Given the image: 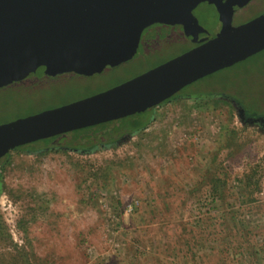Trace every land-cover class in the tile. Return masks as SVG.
<instances>
[{
	"label": "rangeland",
	"instance_id": "374dc122",
	"mask_svg": "<svg viewBox=\"0 0 264 264\" xmlns=\"http://www.w3.org/2000/svg\"><path fill=\"white\" fill-rule=\"evenodd\" d=\"M263 12L264 0H251L237 13L213 21L208 32L198 37L197 44ZM196 15L199 21L203 18L200 12ZM166 58H152L148 66ZM146 66L130 65L119 75L105 77L66 98L100 91L136 75ZM220 90L242 98L244 106L263 110L264 47L185 88L186 93ZM62 100L55 98L44 106ZM5 102L8 109L0 114V119L13 118L18 113L15 104L20 101L7 98ZM224 103L218 99L179 98L157 110L146 132L91 151L13 153V163L2 170L0 178V214L13 243L19 247L26 244L44 264H169L171 256L167 255L171 250L174 255L184 248L185 233L180 222L193 225L196 216L193 189L212 166L211 160L228 154L225 137L236 136L242 147L238 158L222 163L234 177L245 170L247 163L264 155L261 121L243 119L237 106ZM30 110L38 108L25 107L21 112ZM124 122L128 125V121ZM74 136L90 135L68 132L57 142L67 143ZM242 136L247 139L241 140ZM184 203L191 213H181ZM258 209L261 215L264 194ZM21 217L26 224L25 239L17 228ZM258 218L260 221L254 219L253 224L264 225V216ZM194 245L191 239L190 246ZM200 264L214 262L202 256Z\"/></svg>",
	"mask_w": 264,
	"mask_h": 264
},
{
	"label": "water",
	"instance_id": "95a60500",
	"mask_svg": "<svg viewBox=\"0 0 264 264\" xmlns=\"http://www.w3.org/2000/svg\"><path fill=\"white\" fill-rule=\"evenodd\" d=\"M190 3L0 0V86L33 73H90L122 61L134 52L141 29L170 10L167 4L178 8ZM263 47L264 13L108 91L0 125V158L21 145L156 106Z\"/></svg>",
	"mask_w": 264,
	"mask_h": 264
},
{
	"label": "trees",
	"instance_id": "16d2710c",
	"mask_svg": "<svg viewBox=\"0 0 264 264\" xmlns=\"http://www.w3.org/2000/svg\"><path fill=\"white\" fill-rule=\"evenodd\" d=\"M229 66L215 71L196 82L206 80V78L227 69ZM199 93L210 94L218 98L219 96L228 97L226 100L216 99L226 103L231 100L244 114L252 119L264 118V109L259 111L258 109L254 110L244 106L242 98L231 97L224 90ZM115 122L117 121L104 122L74 130L72 132L75 134L89 133L90 136H74L71 141L64 144H58L57 139L66 133L13 148L0 158V178L2 170L13 163L12 154L16 152L28 151L30 153L45 154L48 151L53 153L66 152L68 150L91 151L99 145L112 144L123 136L98 135ZM235 137H225L226 144L224 147L228 150V154L223 157L216 155L211 160L210 164L212 166L205 170L202 182L193 189L191 194L192 197H195L193 204L196 208V216L194 217V222H192L193 225L187 222H180V226L183 227L182 232L185 233L183 237L184 248L179 251L180 254L174 253V255H171L173 252L171 250V253L167 255L168 258L171 256L169 264H200L202 256L209 258L214 264L263 263L264 225H254L253 222H255L254 219L259 222L258 217L264 216V211H262L263 215H260V210L258 209L260 196L264 194V155L255 158L253 162L247 163L245 170L239 176H232L231 171L225 170V166L222 163L224 160L228 161L238 158L236 155L241 152L242 147L238 146ZM243 138L247 139L246 136H242L240 139L243 140ZM232 182H235V184H232ZM115 203V206L120 204L119 201ZM113 208L115 210L114 204ZM187 208L188 205L184 203L181 213H191V210L187 211ZM181 215L183 216V214ZM19 219L22 220L17 221V228L25 239L27 237L25 219L23 217ZM187 227H190V229H187ZM260 234L262 237L261 244V241H259L261 239ZM191 239H194L195 243L193 248L190 246ZM35 258V254L27 249L26 244L19 247L13 243L8 228L0 214V264H44L40 262L38 257L36 260Z\"/></svg>",
	"mask_w": 264,
	"mask_h": 264
},
{
	"label": "flooded vegetation",
	"instance_id": "af4514ba",
	"mask_svg": "<svg viewBox=\"0 0 264 264\" xmlns=\"http://www.w3.org/2000/svg\"><path fill=\"white\" fill-rule=\"evenodd\" d=\"M163 1L166 2L167 0H163ZM250 1L251 0H244L243 3H241L238 6L236 4L239 2V0H191L190 4L179 6L178 8L167 4V8H170V10L165 11L158 20L153 21L148 25H145L141 29L134 52L128 58L122 61H119L112 65H105L98 71H94L90 73L80 72L76 69H69L63 72L33 73L26 75L25 77L16 80L14 82H11L7 85L0 86V114L6 112L8 109V103L5 102V99L15 98L20 101L16 103L17 105L15 104V107L18 108L17 109L18 113L13 118L0 119V125L78 102L80 100L108 91L136 77H139L144 73L176 57H179L199 47L204 43H207L208 41L220 36L221 34H224L225 32L221 33L218 36L212 37L206 41H203L202 43L197 44L198 37L208 32L209 27L213 24V21L215 22L216 20H218V18L225 17L232 13L233 14L237 13ZM197 12H200L203 16V18L200 21L197 19V15H196ZM254 18H251L240 24H237L236 26H234L233 28L227 31L237 28L251 21ZM163 55L167 56L166 60L152 67L148 66L147 62H149L150 59L157 58ZM137 64H142V65L147 64V66L145 69H143L141 72H138L136 75L128 79L122 80L121 82L111 85L107 88L100 89V91H93V92H89L88 94L79 93L75 95V97L72 99L66 98L67 95L82 92L80 90L83 87L88 88L89 87L88 85L93 84L94 82L100 83L103 79H105V77H112L115 75H119V73L122 72L121 70H125L124 68L130 65L135 66ZM189 85L190 84L183 87L182 89L177 91L174 95L162 101L156 106L144 109L142 111L136 112L134 114L122 118L114 119L117 122L112 124L109 128L105 129L104 131L100 132L101 134L98 133L99 134L98 136H123V137H120L112 144L99 145V146L101 147L112 146L115 143H117L120 139L126 136H136L140 133L146 132L149 125L151 124V121H153L154 114L157 112V110L161 108H165L169 104H173L174 101L179 98H183V99L190 98V99H198V100L218 98L210 94L206 95L201 93H186L185 88L188 87ZM55 98L57 99L61 98L63 100L62 102L52 103L49 106H44L50 103L49 101ZM227 98L223 96H219L218 99L226 100ZM228 102L224 104L226 106H229V104L232 103L231 100H229ZM21 106L22 108L25 107H29L31 109L38 108V110H30L22 113ZM141 113H144L143 117L140 116L142 115ZM122 119L124 120L121 121ZM243 119H252V118L244 114ZM257 119L261 121L260 122L261 127H259V129L264 131V118H257ZM124 121H128V125H125Z\"/></svg>",
	"mask_w": 264,
	"mask_h": 264
}]
</instances>
